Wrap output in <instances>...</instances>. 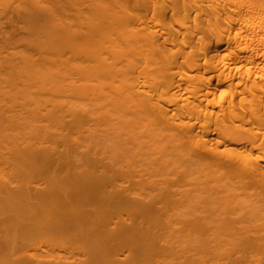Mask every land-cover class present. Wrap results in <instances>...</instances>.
<instances>
[{
	"label": "bare ground",
	"instance_id": "6f19581e",
	"mask_svg": "<svg viewBox=\"0 0 264 264\" xmlns=\"http://www.w3.org/2000/svg\"><path fill=\"white\" fill-rule=\"evenodd\" d=\"M0 20H6L1 25H21L37 33L33 44L41 62L36 61L44 65L41 70L24 57L25 68L15 67L18 70L12 73L25 77L24 86L18 82L23 78L10 77L24 91L10 82L13 89H5L9 94L0 90L7 94H0L1 100L14 102H9L13 106H8V113L0 111V264H195L197 259L188 262L183 249L160 248L161 229L155 232V218L167 214L164 209L169 206L163 208L162 199L158 201L162 206L154 202V193L139 194L138 187H147L153 177L148 169L151 180L145 181L139 165L147 147L153 152L156 146L161 152L155 151L157 155L163 154L154 157L153 152L155 161L169 158L170 164L178 157L187 161L186 169L202 162L199 167L204 169V162L222 168L221 161L229 169L236 163L227 160L237 153L231 170L239 173V182L260 179L263 197L260 190L257 199L259 203L264 199V0H0ZM54 61L57 70L49 69ZM136 129L145 130L142 137ZM108 141L115 147L125 142L120 147L129 151L131 160L123 162L124 149L108 150L111 142L108 148L104 145ZM241 142L250 146L247 153L242 149L243 156L233 148ZM111 151L114 157L109 156ZM147 154L144 159L150 157ZM153 158L149 167L156 168L150 172L160 170L158 176L154 172L155 185L182 184L188 178H179L183 170L178 174L177 167L176 179L181 181L166 178L168 170L161 172L159 165L164 160L156 165ZM166 161L165 166L174 167ZM186 171L188 176L191 171ZM160 194L168 196L165 191ZM156 205L162 207L161 214ZM263 225L252 239L244 235L238 240L236 232L238 237L232 240H238L235 247L240 248L236 257L229 251L224 257L216 255L222 237L213 231L217 239L200 235L199 246L204 254L212 249L206 253L208 259L219 256L211 264H264Z\"/></svg>",
	"mask_w": 264,
	"mask_h": 264
},
{
	"label": "rangeland",
	"instance_id": "374dc122",
	"mask_svg": "<svg viewBox=\"0 0 264 264\" xmlns=\"http://www.w3.org/2000/svg\"><path fill=\"white\" fill-rule=\"evenodd\" d=\"M75 12V11H74ZM76 14V15H75ZM74 15H75V17L77 16H79L78 15V13H77V11L74 13ZM74 17V18H75ZM84 17L82 16V18H81V20L83 19ZM85 19V18H84ZM83 19V20H84ZM76 20H77V22H78V20L80 21V17L77 19L76 18ZM76 22V21H75ZM0 23H5L6 24V20L5 21H1L0 20ZM8 25V24H7ZM29 32H33L32 30L30 31V30H27V29H24L23 27H21V25H17V27L16 26H6V25H4V24H0V90H4L6 93H8L6 90H7V88H8V86H9V82L10 83H13V82H11V78H13L12 80H14V78L17 76V78H18V76L19 75H16L15 77H12L13 75H15L16 74V70H18V69H20L21 70V68H25L24 67V63L26 62L23 58L25 57V58H29V60H31V61H29L28 60V63H31V65H33V63H36L37 64V62L38 61H36V60H39L38 59V54L40 55V53H38L37 51H35V50H38L39 48L37 47L36 48V46L37 45H35V44H33V41L35 40L34 38H37V36L35 35V34H37L36 32H35V34H34V32L31 34V33H29ZM30 35H29V34ZM33 34H34V36H33ZM36 36V37H35ZM24 38H25V40H24ZM28 38H33L32 39V41H31V39H28ZM27 41H29V42H27ZM13 42H15V43H13ZM32 42V43H31ZM28 44V45H27ZM31 44H33V45H35V46H33V45H31ZM33 46V47H32ZM12 47V48H11ZM27 47H28V49H27ZM30 47V48H29ZM19 48V49H18ZM36 48V49H35ZM17 49V50H16ZM23 49V50H22ZM25 49V50H24ZM27 49V50H26ZM40 49H42L41 47H40ZM13 50V51H12ZM39 51V50H38ZM14 52H15V54H14ZM18 52V53H17ZM24 53H26V54H24ZM38 53V54H37ZM26 55V56H23V55ZM28 54V55H27ZM18 55V56H17ZM21 55V56H20ZM33 55V56H32ZM37 57V58H36ZM41 57V56H40ZM39 57V58H40ZM27 58V59H28ZM7 59V60H6ZM32 59H35V61L34 60H32ZM42 59V58H41ZM45 60V59H44ZM44 60L42 59V62H44ZM24 63H23V62ZM33 61V62H32ZM46 61V60H45ZM19 64H18V63ZM22 62V63H21ZM39 62H41L40 60H39ZM38 62V63H39ZM18 65H17V64ZM28 63H27V65H28ZM21 64V65H20ZM36 64H35V66H36ZM52 66H49V69H53L54 67H55V69L58 67L57 66V64L55 63V61L53 62V64L52 63H50ZM49 64V65H50ZM22 65H23V67H22ZM26 65V66H27ZM37 65H39V67H40V65L41 64H37ZM8 66V67H7ZM29 67H30V65H28ZM46 66V65H45ZM10 67H13V69L11 68L10 69ZM18 68V69H16V68ZM21 67V68H20ZM32 67H34V66H32ZM31 67V68H32ZM36 67H38V66H36ZM36 67H34V68H36ZM38 67V68H39ZM53 67V68H52ZM41 68H44V65H43V67L41 66L39 69H41ZM47 68V67H46ZM6 69H7V71H6ZM16 69V70H15ZM54 69V70H55ZM8 70H9V74H10V76L9 77H7V72H8ZM10 70L12 71L11 73H10ZM42 70V69H41ZM57 70V69H56ZM34 71V70H33ZM47 71V70H46ZM50 71H53V70H50ZM17 72H19V74H20V71H17ZM12 73H13V75H12ZM21 76H23V75H21L20 74V78L22 79L23 77H21ZM11 77V78H10ZM2 78H4V79H2ZM25 78V77H24ZM23 78V80H21V81H18V79L17 80H15L16 81V83H17V81L19 82V84H24V79ZM9 79H10V81H9ZM22 82V83H21ZM28 82H26V84H27ZM31 83H33V82H29L28 84H30V86H35L34 84L33 85H31ZM15 84V82L13 83V85ZM18 84V83H17ZM17 84H15V85H17ZM18 84V85H19ZM27 84V85H28ZM18 85L16 86V87H18ZM26 85V86H27ZM20 86V85H19ZM24 86V85H23ZM22 86V87H23ZM25 86V87H26ZM29 86V85H28ZM11 87H13L11 84H10V86H9V88L10 89H13V88H11ZM15 87V88H16ZM21 87V86H20ZM20 87H18V88H16V89H19ZM8 88V89H9ZM6 89V90H5ZM15 89V90H16ZM26 90L28 89L29 90V87L28 88H25ZM30 89H31V87H30ZM46 90H47V88H45ZM49 89V88H48ZM20 90H22L21 88L19 89V91ZM25 90V92H27V94H28V91H26ZM33 89H31V91H29L30 93L31 92H33L32 91ZM35 90V89H34ZM50 90V89H49ZM51 90H52V88H51ZM53 90H55V89H53ZM9 91V90H8ZM13 91V90H12ZM12 91H10L11 93H12ZM22 91H24V90H22ZM21 91V92H22ZM36 91V90H35ZM21 92H19V93H21ZM41 92H42V90H41ZM52 92H54V91H52ZM6 93H4V94H2V93H0V94H2V95H7ZM15 93H17L18 94V92L17 91H13V94H15ZM39 92H37V94H38ZM43 93V92H42ZM45 93V92H44ZM44 93H43V95H44ZM9 94V93H8ZM47 94H48V92H47ZM52 94H54V93H51V94H49L50 96H52ZM57 94V93H56ZM29 95V94H28ZM39 95H42V94H40L39 93ZM48 95V96H49ZM58 95V94H57ZM57 95H55V96H57ZM36 96V94L32 97V98H34ZM45 96V95H44ZM47 96V97H48ZM9 97V96H8ZM19 97V96H18ZM39 96L37 95V97L36 98H38ZM42 97V96H41ZM53 97H54V95H53ZM3 98H4V96H3ZM6 98V97H5ZM16 98V97H15ZM28 98H30V97H28ZM1 99H2V97H1ZM0 99V111L4 114V113H8V110H7V108H9L10 106H13V104H14V102H10V101H8V98L7 99H3V100H1ZM18 99V98H17ZM16 99V100H17ZM42 99L43 98H39V100H41L42 101ZM10 100V99H9ZM15 100V99H14ZM30 100V99H29ZM28 100V102H27V104L30 102ZM38 100V101H39ZM44 100H47L45 97H44ZM34 102V101H37V100H31V102ZM50 102H52L51 101V99L49 100ZM9 102L10 103H13L12 105H10L9 104ZM20 102V101H19ZM46 102V101H45ZM44 102V103H45ZM50 102H48V103H50ZM24 103H26V102H24ZM36 103L37 102H34V104L36 105ZM39 103V102H38ZM47 103V102H46ZM16 104H17V102H16ZM33 104V103H32ZM52 104V103H51ZM51 104H49V105H51ZM10 105V106H9ZM20 104H17V106H19ZM21 105H23V102H22V104ZM20 105V106H21ZM40 105H43V103L42 104H40ZM45 105V104H44ZM9 106V107H8ZM19 106V107H20ZM4 107H6V110H4ZM140 125H142V124H140ZM140 125H139V127H140ZM143 127V126H142ZM138 129H141V127L140 128H138ZM138 129H136L137 131H136V133H138V135L137 136H139V138L140 137H142L141 136V134H142V132H145V130L144 131H142L141 133H140V130H138ZM143 130V129H142ZM143 135H145V133L143 134ZM146 138H147V135L145 136ZM128 138V137H127ZM137 140H139L138 141V143H137V145L139 144V143H141V141H140V139H138L137 138ZM142 140H145V138H144V136H143V139ZM196 139H194V141H195ZM148 140L146 139L144 142H147ZM110 142H111V145H110V147L108 146L109 144H110ZM109 143V144H108ZM125 143V142H124ZM123 143V144H124ZM143 143V142H142ZM120 144L121 145H123L122 144V142L121 143H119V145H117L116 144V147H115V144H114V146H113V144H112V141H108L107 143H105L104 145H105V147L106 146H108V147H106V148H108V150L111 148V146H113V148H115V149H113V148H111L110 150H115V151H118L119 153H120V151H121V149L123 150L124 149V152H122V153H120L121 154V156H123V157H125V158H123L124 159V161L123 162H125L126 163V161H128V160H131V159H129V158H131L130 156H129V151H127V153H125V148H124V146L123 147H120ZM126 144H127V141H126ZM190 144V143H189ZM191 144H194V143H191ZM246 144V145H245ZM131 144L130 143H128V146H130ZM136 145V146H137ZM195 146H196V142H195V144H194ZM193 145V146H194ZM239 145V146H238ZM243 145H245V147L243 146ZM127 146V147H128ZM141 146V145H140ZM140 146H137V147H140ZM190 146V145H189ZM236 146V145H235ZM242 146V147H241ZM247 146V147H246ZM126 147V149H128L129 150V147L127 148ZM135 147V146H134ZM136 147V148H137ZM144 147H147L146 145L144 146ZM192 147V146H191ZM119 148H121V149H119ZM131 148V147H130ZM154 148H156L155 150H153V152H157L158 150V148L155 146ZM193 148V147H192ZM224 148V147H223ZM233 148L235 149V150H238V151H240L241 153H238V154H241L242 156L245 154V148H247L248 150H249V148H250V146L248 147V144H247V142H241V145H240V143L239 144H237V146L236 147H234L233 146ZM237 148V149H236ZM117 149H119V150H117ZM149 149V150H148ZM151 147L149 148V147H147V151H146V149L144 148V151H142L141 152V148H140V151L139 150H137V151H139V152H141V153H143L144 155L142 156V158L144 159L145 158V154H146V152L148 153L147 155H146V158H147V156L149 157L148 159H144V161L142 160V158L140 157V155H141V153L139 154V156H138V161L140 160V158H141V160L139 161V162H142V163H140L139 165H140V167L143 169V171H142V174L143 173H145L146 174V178H145V175L143 176V177H141L142 176V174H141V176L139 177L140 178V180H141V182H142V180H145V181H147V182H149L151 179L149 178V176H151V174L153 175V177H154V172H156L155 174H157V171H158V168L159 167H157V171L155 170L153 173H151L150 171H151V169H152V166H153V162L152 161H149V159H151L152 160V156L153 155H155L154 157H156V156H158L161 152L160 151H158L157 153H159L158 155H157V153L155 152L154 154H153V152H151ZM153 149V148H152ZM229 149H232V147H230ZM228 149V150H229ZM234 149H233V151H234ZM239 149H241V150H239ZM242 149H245L244 150V153L242 152L243 150ZM256 149H258V148H256ZM136 150V149H135ZM146 151V152H145ZM230 151V150H229ZM229 151H227V152H229ZM256 151V150H255ZM255 151H254V155H255ZM110 152V151H109ZM108 152V153H109ZM134 153H135V151H133ZM113 153L114 154H116L114 151H113ZM112 153V151H111V155H109V156H113L114 154ZM229 153H232V151H230ZM235 153H236V151H235ZM246 153H247V150H246ZM124 154V155H123ZM153 154V155H152ZM228 154V153H227ZM125 155H127V157L125 156ZM131 155H132V153H131ZM163 154H161L160 156H162ZM229 155H231V154H229ZM117 156H118V154H117ZM160 156H158V157H160ZM232 156H233V158H230L232 161H230V159H228L227 161H229V163L230 162H235L236 164H237V161H236V157L235 156H237V157H239V155H237V153H236V155L234 154L233 155V153H232ZM231 156V157H232ZM241 156V157H242ZM114 157V156H113ZM118 158H119V160H121L122 158H120V156H118ZM135 158H137V157H135ZM178 157H176L175 159H174V162L172 161L171 163L173 164V168L172 167H170V166H165V161L168 159L169 160V158H167V159H162L161 160V158H160V160L159 161H157L158 160V158H157V160L155 161V159L156 158H153V160L155 161V162H157L156 163V165L160 162H162L163 160V166H165V168L164 169H162L163 168V166L161 165V164H159L160 165V168H161V172H162V170H165V172H167V170H168V172H169V170H171L169 173H171V174H168V172H167V174L165 175L164 174V176H166V178H168V176H170L171 175V177H172V179H176L177 178V176H176V173H180L181 172V170H183L182 171V174L181 175H183V176H181L180 174L178 175V177L179 178H181L182 179V177H184V179L185 178H187L186 180H184L185 182H183L182 184L181 183H179V184H177L178 182H176V183H174V185H172L171 184V188L169 187V186H162L161 185V187L160 186H157V185H155V182H153V181H156L157 179H158V177L157 178H154L153 179V177H152V180L150 181V183L151 182H153L154 183V185L153 184H150V183H148V186L147 187H143V189H141L140 190V188H141V186L140 187H138V189H139V194L142 196V197H149V196H153V193H154V197L155 198H157V195H156V193L157 194H159L160 195V197H162V198H157L158 200H155V198H154V202H156V203H158V204H160V206H162L163 205V208H165V207H168V208H166V210L164 209V211H167V214H163L162 213V216L161 215H158V217H156L155 218V223H157V227L158 228H155L154 227V230L155 229H157V230H159V227H160V234H159V232H158V235H159V240L161 241H159L158 243H159V245H160V248H164V250L165 249H173V250H175V251H177V250H179V251H181L182 249H183V251H186V254H187V256H188V258L190 259H188V262L189 261H191L192 263H193V261H194V263H195V261H196V263H198V261H199V263H203L204 261H205V259H206V261H205V264H211V260H214L215 258H219V256L221 257V255H223V253H228V251L231 253L232 252V254H230L231 256H234V257H236V254H237V251L240 249V248H237L238 247V245H237V242H238V240H241V239H245V237L246 238H250V239H252L251 237H253V234L254 235H256L257 236V230H256V228H259L262 224H264V213L262 212V208H263V210H264V206L262 207V205L264 204V199L262 198L263 197V194H262V190H261V192H260V190H259V188H261L263 185V183H258V182H260V179H257V178H255V177H253V178H255V179H252V177L251 178H249V177H247L243 182H239V180H238V178L240 177H238V175H239V173H237V171H236V169H235V172H233V170H231L235 165H233V167H231L232 165H230L229 167V169L228 168H226V167H228L227 165V162H226V164H224L223 163V161H221L220 163H221V166L223 165H226L225 166V168L222 166V168L219 166L218 168H217V166H216V163L213 165L212 164V166H209V165H211L210 163L209 164H207V162L205 163L204 162V166H205V169H204V167H199V166H203V162L202 163H200L199 165H198V167H195L194 169L193 168H190V169H193L192 171L189 169V167H188V169H186L187 168V161H186V163H185V161L184 160H180L179 161V159L180 158H178ZM235 158V160H233ZM122 159V160H123ZM178 160V162H180V165L181 164H183V165H181V167L179 166V164H176V163H178L177 161H175V160ZM183 159V158H182ZM122 160H121V162H122ZM148 160V162H147V166L149 167V163L152 165L151 167H147V169L145 168V166H144V163H145V161H147ZM167 160V161H168ZM167 161H166V163H167ZM184 161V162H183ZM225 161V160H224ZM182 162V163H181ZM170 163V164H171ZM219 163V164H220ZM167 164H169V162L167 163ZM169 164V165H170ZM171 164V165H172ZM184 164H186V166H184ZM218 164V163H217ZM126 165V164H125ZM143 165V166H142ZM176 165V166H175ZM207 165V166H206ZM184 166V167H183ZM179 168V169H177V168ZM208 167V168H207ZM213 167V168H212ZM216 167V168H215ZM156 168V166L153 168V169H155ZM167 168V169H166ZM171 168V169H170ZM174 168H176V173H175V169ZM180 168H181V170H180ZM198 170H197V169ZM201 168V169H200ZM210 168V169H209ZM235 168V167H234ZM140 169V168H139ZM146 169V170H145ZM148 169H149V173L148 174H150L148 177H147V173H146V171H148ZM152 169V170H153ZM216 171H215V170ZM219 169H220V171H219ZM145 170V171H144ZM186 170H188V171H191V172H189L188 173V176L187 175H185L186 174ZM211 170H213V172L214 173H212V171ZM222 170V171H221ZM172 171H174V172H172ZM186 171V172H185ZM196 171V172H195ZM233 173H232V172ZM139 172H140V170H139ZM159 173H160V170L158 171ZM195 172V173H194ZM204 172V173H203ZM218 174H217V173ZM175 175V177L173 178V174ZM185 173V174H184ZM221 173V174H220ZM223 173V174H222ZM236 173L238 174V175H236ZM162 174V173H161ZM161 174H159L160 175V177H159V179L161 178ZM191 174H193V176L191 175ZM205 174H207V175H205ZM210 174V175H209ZM235 174V175H234ZM185 175V176H184ZM206 176V178H205V176ZM222 175V176H221ZM156 176V175H155ZM157 176H158V174H157ZM163 176V178H165ZM189 176H190V178H189ZM196 176V177H195ZM198 176V177H197ZM203 176V177H202ZM213 176V177H212ZM171 177H169L168 179H171ZM194 177V178H193ZM200 177H202V178H200ZM210 177V178H209ZM222 177H224V178H222ZM237 177V179L235 180V178ZM141 178H143V179H141ZM148 178H149V181H148ZM197 178H199V179H197ZM215 178V179H214ZM219 178H221V179H219ZM249 178V180L252 182V184H251V182H246V180ZM171 179V180H172ZM195 179H197L196 180V182H195ZM219 181H218V180ZM225 179H227V180H225ZM232 179V180H231ZM241 179V178H240ZM139 180V179H138ZM176 180H180V179H176ZM221 180H223V181H221ZM235 180V181H234ZM249 180H247V181H249ZM258 180V181H257ZM144 181V184L146 183ZM181 181V180H180ZM179 181V182H180ZM214 181H215V183H214ZM225 181H227V182H225ZM237 181V183L239 184V183H241V185L242 184H244V185H242V186H244V188H241V185L239 186V187H237L238 185L235 183ZM240 181H242V179L240 180ZM255 181H257V183H255ZM172 182V181H171ZM170 182V183H171ZM187 182H188V184H187ZM195 182V183H194ZM206 182V183H205ZM232 182V183H231ZM262 182V181H261ZM184 183H186V185L184 184ZM208 183V184H207ZM218 183V184H217ZM225 183H228L227 185L225 184ZM246 183V184H245ZM249 183H250V185H249ZM253 183H255V184H253ZM143 184V185H144ZM149 184L152 186L153 185V187H151V186H149ZM229 184H231V185H229ZM140 185H142V183L140 184ZM146 185V184H145ZM177 185V186H176ZM189 185H191V186H189ZM213 185V186H212ZM249 185V186H248ZM251 185H252V187H251ZM254 185V186H253ZM256 185H258V186H256ZM172 186H174V187H172ZM259 186H261V187H259ZM149 187V188H148ZM154 187H155V189H154ZM157 187H160V189H161V191L163 192V191H165V194L166 195H164V196H167V193H168V196L164 199L163 198V196H161V194H163V193H161L160 194V192H159V189H158V191H156L157 190ZM166 187V188H165ZM228 187H230V188H228ZM248 187V188H247ZM249 187H251V188H249ZM152 188V189H151ZM163 188L164 189H166V190H163ZM168 188H170V189H168ZM184 188V189H183ZM232 188H234V189H232ZM144 189H146V190H144ZM150 189H151V191H150ZM172 189V190H171ZM231 191H230V190ZM238 189V190H237ZM254 191V190H256V191H252V190ZM154 192H153V191ZM171 190V191H170ZM244 190H248V191H244ZM143 191H145V192H143ZM147 191L149 192H151V194L150 193H147ZM166 191H168V192H166ZM170 191V192H169ZM262 194V197H261V203H259L260 202V200H258L257 198H258V194L257 193H259V192ZM156 192V193H155ZM225 192V193H224ZM238 192H239V194H238ZM229 193V194H228ZM242 193V194H241ZM243 193H245L246 195L247 194H249L247 197L248 198H250V196H251V198L250 199H248L247 197H246V195L245 194H243ZM256 193V194H255ZM259 193V194H260ZM144 194V195H143ZM146 194V195H145ZM170 194V195H169ZM186 194V195H185ZM174 195V196H173ZM181 195V196H180ZM244 195V196H243ZM256 195V196H255ZM254 197V198H253ZM256 197V198H255ZM246 198L248 199V201L246 200ZM160 199H162V203H160V202H158V201H160ZM178 199V200H177ZM255 199H257V200H255ZM259 199H260V196H259ZM223 200V201H222ZM210 201V202H209ZM164 202H166L165 204H164ZM173 202V203H172ZM182 204H181V203ZM191 202V203H190ZM219 204H217V203ZM250 202H251V204H250ZM263 202V203H262ZM155 203V204H156ZM162 204V205H161ZM167 204H171V205H167ZM165 205V206H164ZM211 205V206H210ZM159 205H156V208L159 210V209H161L162 207H160ZM172 206H174V207H172ZM179 206V207H178ZM186 206V207H185ZM248 206V207H247ZM170 207H172L171 209H170ZM206 207V208H205ZM175 208V209H174ZM169 209V210H168ZM178 209V210H177ZM193 209V210H192ZM162 210V209H161ZM185 210V211H184ZM224 210V211H223ZM253 210V211H252ZM260 210V211H259ZM161 212L162 211H160L159 210V213L161 214ZM171 212H175L174 214L173 213H171ZM221 212V213H220ZM224 212V213H223ZM260 212V213H259ZM184 213V214H183ZM206 213V214H205ZM219 213V214H218ZM223 213V214H222ZM261 213H263V215L261 214ZM157 214H158V212H157ZM170 214V215H169ZM177 214V215H176ZM181 214V215H180ZM222 214V215H221ZM163 215H167V216H163ZM209 215V216H208ZM221 215V216H220ZM261 215V216H260ZM169 216V217H168ZM173 216V217H172ZM194 216H196V217H194ZM215 216H216V218H215ZM225 216V218H223ZM168 217V218H167ZM227 217V218H226ZM234 217V218H233ZM239 219H238V218ZM241 217V218H240ZM255 217V218H254ZM176 218V219H175ZM193 218V219H192ZM197 218V219H196ZM260 218H262V219H260ZM175 219V220H174ZM202 219V220H201ZM215 219V220H214ZM218 219H220V220H218ZM231 219V220H230ZM258 219H259V221H258ZM180 220V221H179ZM194 220V222H192ZM227 220V221H226ZM261 220V221H260ZM177 221L178 222H180V223H177ZM188 221H190V224H189V222L187 223ZM200 222V224H198L197 222ZM174 222H176V223H174ZM182 222V223H181ZM221 222V223H220ZM258 222H260V223H258ZM262 222V223H261ZM166 223V224H165ZM184 223V224H183ZM203 223V224H202ZM236 223V224H235ZM246 223V224H245ZM181 224V225H180ZM192 224V225H191ZM194 224V225H193ZM221 224H223V225H220ZM224 224H226L225 226H224ZM234 224V225H233ZM250 224H251V226H250ZM188 225H189V227H188ZM198 225V226H197ZM202 225V226H201ZM203 225H205V226H203ZM210 225H211V227H210ZM213 225H215V226H213ZM217 225V226H216ZM230 225V226H229ZM236 225V226H235ZM255 225V226H254ZM259 225V226H258ZM162 226V227H161ZM177 226H179V227H177ZM208 226V227H207ZM223 226H224V228H223ZM227 226H228V228H227ZM232 226V227H231ZM184 227H186V228H184ZM193 227V228H192ZM195 227V228H194ZM199 227V228H198ZM207 227V228H206ZM215 227V228H214ZM246 227V228H245ZM250 227V228H249ZM253 227V228H252ZM255 227V228H254ZM263 227H264V225H263ZM221 228V229H220ZM236 228V229H235ZM242 230H244V234H243V230L241 231L242 233L240 234L239 232H240V229ZM171 229V230H170ZM189 229H193V230H189ZM195 229V230H194ZM209 231V232H207V230ZM216 229V230H215ZM227 229V230H226ZM247 231H246V230ZM251 229V230H250ZM253 229H255V230H253ZM260 229V228H259ZM262 229V228H261ZM260 229V230H261ZM239 230V231H238ZM249 230V231H248ZM259 230V231H260ZM166 231V232H165ZM192 231V232H191ZM195 231H198V233L196 232V234H194L195 233ZM215 232L214 234H215V236H220V237H222V238H220L219 240H221V245H220V247L221 248H219V251H217V253H216V255H219V256H216V255H214L213 254V256H212V258H214V259H208V256L206 255V253H208L209 254V252L212 250V249H210V251L208 252V248H207V252H205V254L203 253V250H204V248H202L201 246H199L200 244V240L202 239L201 238V236H204L203 238L205 239V240H207V238L205 237V236H210V237H212V239H214V238H216L217 239V237H215L212 233L213 232ZM218 231V232H217ZM222 231H223V233H222ZM232 231V232H231ZM250 231H251V233H250ZM257 231V232H256ZM155 232H156V230H155ZM169 232V233H168ZM182 232V233H181ZM230 232V233H229ZM239 234V237H240V239H238V240H236V243L234 242L235 241V236L236 237H238L237 236V233ZM189 233H190V235H189ZM205 233V234H204ZM217 233V234H216ZM261 233V231L259 232V234ZM211 234H212V236H211ZM219 234V235H218ZM226 234V235H225ZM227 234H229L228 236H227ZM201 235V236H200ZM225 235V236H224ZM235 235V236H234ZM244 235H245V237H244ZM161 236V237H160ZM165 236V237H164ZM197 236H199V237H197ZM230 236V237H229ZM248 236V237H247ZM256 236H254V237H256ZM184 237V238H183ZM253 237V238H254ZM165 238H167V242H166V239ZM171 238V239H170ZM195 238V239H194ZM196 238H197V240H196ZM201 238V239H200ZM228 238L229 239H231V241L230 240H228ZM191 239V240H190ZM200 239V240H199ZM211 239V238H210ZM196 240V241H195ZM209 240V239H208ZM223 240V241H222ZM232 240H234L233 242H232ZM187 241V242H186ZM190 241H191V243H190ZM202 241V240H201ZM230 241V242H229ZM186 242V243H185ZM193 242V243H192ZM197 242H198V245L196 246V244H197ZM171 243V244H170ZM175 243H176V245H175ZM188 243V244H187ZM195 243V244H194ZM236 244V245H233V244ZM186 244L187 246H184V245ZM194 244V245H193ZM230 244H232V245H230ZM191 246V247H190ZM196 246V247H195ZM226 246H228V247H226ZM235 246H237V247H235ZM193 247V248H192ZM205 248L207 247V244H205V246H204ZM187 248V249H186ZM195 248L197 249L196 251H195ZM203 250H202V249ZM213 248V252H215L214 251V247H212ZM232 248V249H231ZM184 249H186V250H184ZM193 249V250H192ZM201 249V250H200ZM222 249V250H221ZM229 249V250H228ZM215 250H217V248H215ZM232 250V251H231ZM234 250H236V252L234 251ZM190 253H189V252ZM199 251V252H198ZM206 251V250H205ZM226 251V252H225ZM257 251V250H256ZM256 251H254L253 250V253H255ZM251 252H252V250H251ZM203 253V254H202ZM219 253H222L221 255L219 254ZM236 253V254H235ZM211 254V253H210ZM209 254V255H210ZM235 254V255H234ZM193 255V257H191ZM195 255V256H194ZM197 255V256H196ZM204 255H206V258H205V256ZM224 255H226V254H224ZM224 255H223V257H224ZM229 255V256H230ZM199 256V257H198ZM216 256V257H215ZM227 256V255H226ZM238 256V255H237ZM202 257V258H201ZM210 257V256H209ZM197 259V260H193V259ZM211 258V257H210ZM198 259H200V260H198ZM221 259H223V258H221ZM193 260V261H192ZM204 260V261H203ZM210 262V263H207V262ZM215 262V261H214ZM195 263V264H196ZM217 263H219V260H218V262ZM220 263H221V261H220ZM204 264V263H203ZM215 264H216V262H215ZM224 264V263H223ZM226 264V263H225Z\"/></svg>",
	"mask_w": 264,
	"mask_h": 264
}]
</instances>
